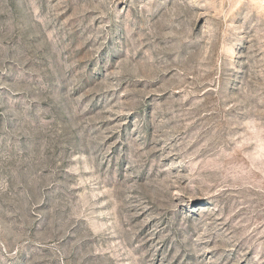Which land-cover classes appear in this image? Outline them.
<instances>
[{"label":"rangeland","instance_id":"rangeland-1","mask_svg":"<svg viewBox=\"0 0 264 264\" xmlns=\"http://www.w3.org/2000/svg\"><path fill=\"white\" fill-rule=\"evenodd\" d=\"M0 264H264V0H0Z\"/></svg>","mask_w":264,"mask_h":264}]
</instances>
